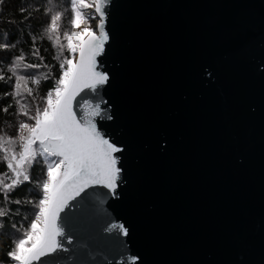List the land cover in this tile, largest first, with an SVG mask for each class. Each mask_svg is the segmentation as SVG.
<instances>
[{"label": "water", "instance_id": "obj_1", "mask_svg": "<svg viewBox=\"0 0 264 264\" xmlns=\"http://www.w3.org/2000/svg\"><path fill=\"white\" fill-rule=\"evenodd\" d=\"M109 12L103 66L116 79L106 98L131 151L127 183L103 207L130 229L124 256L139 250L146 264H197L209 242L225 258L240 242L260 264L264 132L261 85L249 69L264 49V0H112ZM205 63L220 68L210 86L195 71ZM160 129L166 152L156 147ZM94 255L102 261L105 251Z\"/></svg>", "mask_w": 264, "mask_h": 264}, {"label": "snow or ice", "instance_id": "obj_2", "mask_svg": "<svg viewBox=\"0 0 264 264\" xmlns=\"http://www.w3.org/2000/svg\"><path fill=\"white\" fill-rule=\"evenodd\" d=\"M112 0H69L68 8L57 10L53 0L46 5L50 15L43 35L56 50L54 60L59 61L58 75L46 95L37 98L41 81L52 76L48 71L39 75L20 74V69H40V63H24L23 55H16L7 67L0 82L11 89L3 98H11L14 104L5 105L0 111L8 113L16 107V115L25 117L18 122V135H0V159L8 172L0 179V234L7 229L17 230L16 218L29 221L20 238L13 239L11 246L0 251V264H117L115 255L123 259L119 264H146L139 250L129 256L126 240L129 227L125 223L110 222L104 204L105 197H116L122 184L127 183L126 158L131 146L124 135H116L119 127L111 97L106 98L107 88L116 79L111 68L103 66L112 51L109 42L113 36L108 30L109 7ZM21 13L26 9L21 8ZM70 11L69 26L61 33V20ZM26 17L25 19H27ZM24 21H21L23 23ZM61 34L65 43L61 42ZM8 43H0L7 50ZM67 52V55H65ZM102 58V59H101ZM44 57L38 56V60ZM250 66V75L258 79L260 89L261 129L264 132V49ZM195 71L206 86L218 78L220 68L205 63ZM208 79L204 80L203 77ZM36 85L34 90L29 85ZM31 103H22V98ZM249 114L257 107L248 103L245 96L239 98ZM108 122H112L109 124ZM170 145L169 134L157 132L156 147L166 152ZM40 161L43 179H38L36 197L30 193L12 198V193L22 184L32 183L30 170ZM238 163H243L239 159ZM10 173V174H9ZM106 190V191H98ZM16 205L14 210L10 205ZM66 209H76L66 212ZM34 210V218L27 212ZM25 213L21 215V213ZM61 213H65L62 217ZM7 225V228H6ZM261 237L264 240V213L260 217ZM108 233L109 235H102ZM209 242L208 251L197 264H253L243 245L236 242L225 258L213 251ZM97 248L105 251L102 261H97ZM114 253L112 259L109 254ZM260 264H264L262 254Z\"/></svg>", "mask_w": 264, "mask_h": 264}, {"label": "trees", "instance_id": "obj_3", "mask_svg": "<svg viewBox=\"0 0 264 264\" xmlns=\"http://www.w3.org/2000/svg\"><path fill=\"white\" fill-rule=\"evenodd\" d=\"M57 5V10L64 11L68 8L69 0H53ZM48 0H0V43H8L10 47L7 50L0 49V75H5L7 67L15 59L16 55L24 56V63H40L41 68L32 69H20V74H36L39 75L48 71L44 65H51V71L53 76L47 80L41 81L37 91V98L46 95L47 90L52 86L56 75H58L59 61L54 60L56 50L53 47L51 41L47 39L46 35H43L44 29L49 22L50 15L47 11L46 5ZM24 8L26 11L21 13L20 9ZM71 13L65 12L61 20V33L65 28L69 26ZM28 17L27 19H25ZM21 21H24L21 23ZM61 42L66 44L61 34ZM67 55V52H65ZM38 56L44 57L43 60H38ZM34 90L37 89L36 85H29ZM8 84L0 82V97H3L5 92L10 91ZM22 103H31L30 98H22ZM7 104H14V100L11 98L0 99V109ZM16 113V107H10L8 113L5 114L0 111V135L5 137H16L18 135V122L25 117L18 116ZM2 156V154H0ZM8 172L6 164L0 159V179H7L3 174ZM43 166L40 161H37V165L30 170V176L32 177V183L22 184L11 195L12 198L24 197L26 193H30L32 198L36 197L38 189L35 188V183L38 179H43ZM10 174V173H9ZM3 201V195L0 194V202ZM10 209L14 210L16 205H10ZM25 213H21L24 215ZM29 219L34 218V210L26 213ZM19 226L17 230L13 231L7 229V234H0V251L11 246L13 239L20 238L23 231L27 228V220L22 221L20 217L16 218ZM7 228V225H6Z\"/></svg>", "mask_w": 264, "mask_h": 264}]
</instances>
